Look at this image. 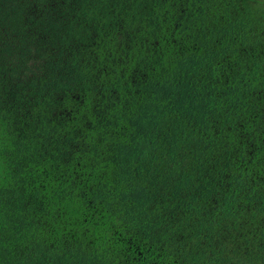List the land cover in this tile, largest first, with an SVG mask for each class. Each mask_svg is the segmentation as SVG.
<instances>
[{"label": "trees", "instance_id": "1", "mask_svg": "<svg viewBox=\"0 0 264 264\" xmlns=\"http://www.w3.org/2000/svg\"><path fill=\"white\" fill-rule=\"evenodd\" d=\"M0 264H264V0H0Z\"/></svg>", "mask_w": 264, "mask_h": 264}]
</instances>
